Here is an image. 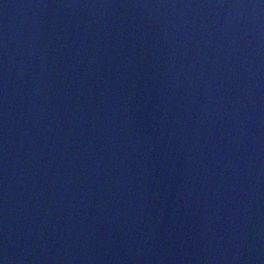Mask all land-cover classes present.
Returning a JSON list of instances; mask_svg holds the SVG:
<instances>
[{
	"label": "water",
	"instance_id": "95a60500",
	"mask_svg": "<svg viewBox=\"0 0 264 264\" xmlns=\"http://www.w3.org/2000/svg\"><path fill=\"white\" fill-rule=\"evenodd\" d=\"M0 264H264V0H0Z\"/></svg>",
	"mask_w": 264,
	"mask_h": 264
}]
</instances>
